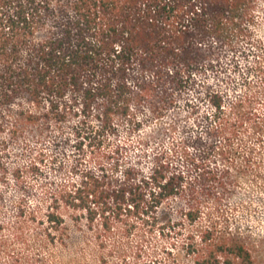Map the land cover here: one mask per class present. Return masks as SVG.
<instances>
[{"label":"trees","instance_id":"1","mask_svg":"<svg viewBox=\"0 0 264 264\" xmlns=\"http://www.w3.org/2000/svg\"><path fill=\"white\" fill-rule=\"evenodd\" d=\"M250 2L0 0V133L8 131L10 140L24 135L42 139L55 130L51 149L59 151L51 150V164L70 140L62 130L71 127L74 118L77 124L70 130L75 149L86 139L117 136L120 130L127 136L138 134L159 119L164 122L153 134L164 136L177 125L172 114L176 98L194 87L198 76L217 67L224 50H233L235 40L245 36L241 24L250 16ZM196 97L207 98L217 118L222 104L218 93L206 90ZM195 110L197 105L191 107ZM93 121L99 125L96 130H91ZM207 134L215 140L227 133L225 127L215 126ZM146 143L138 135L137 146ZM131 144L127 140L99 148L97 172L75 164L71 172L79 175L50 193V242L63 229L64 218L55 211L61 206L87 209L90 223L102 216L104 232L115 223L123 226L124 235L137 230L143 236H169L183 221L195 226L200 211L192 207L178 223L159 217L163 205L190 187L189 170L173 167L177 151L155 155L144 173L126 159ZM226 147L219 149V156L231 154ZM182 156L191 170L200 171L197 181L211 174L213 182L220 183L221 176L205 172L197 154L190 156L185 149ZM46 157L43 151L37 153L27 170L42 171ZM16 173L19 176V170ZM188 236L185 252L192 264H253L249 244L237 231L210 226L200 228L198 240Z\"/></svg>","mask_w":264,"mask_h":264},{"label":"rangeland","instance_id":"2","mask_svg":"<svg viewBox=\"0 0 264 264\" xmlns=\"http://www.w3.org/2000/svg\"><path fill=\"white\" fill-rule=\"evenodd\" d=\"M248 7L250 16L241 24L246 37L237 38L234 49L221 54L217 67L198 76L195 86L176 98L172 114L177 125L164 136L153 134L163 121L159 119L138 134L127 136L120 130L117 136L96 138L94 142L86 139L81 149H75L70 130L77 124L74 118L72 126L62 130L70 140L57 163L51 164V150L59 151L51 149L58 135L55 130L42 139L24 135L10 140L8 131L0 133V264H192L185 252L187 237L194 235L198 240L200 228L210 226L240 233L249 244L253 264H264V0H252ZM206 90L222 98L217 118H213L207 98L195 99ZM193 105H197L195 112L191 111ZM98 126L93 121L91 130ZM215 126L225 127L227 134L211 140L207 129ZM138 135L147 139L145 146H137ZM127 140L132 143L125 154L127 161L144 173L150 171L155 155L169 149L177 151L173 167L189 170L186 182L190 187L163 205L159 217L178 223L192 207L200 211L195 226L183 221V226L169 236L157 232L143 236L137 230L124 235L123 226L115 223L112 230L104 232L102 216L97 215L90 223L87 209L61 206L55 211L64 218L63 229L50 242L46 236L51 230L46 222L51 211L50 193L79 175L71 172L75 164L80 170L97 172L95 155L99 148L110 149ZM223 146L231 151L229 156L218 155ZM185 149L190 156L197 154L204 160L205 172L221 176L220 183H214L211 174L197 181L200 171L185 164ZM41 151L47 155L41 173L29 172L27 167Z\"/></svg>","mask_w":264,"mask_h":264}]
</instances>
